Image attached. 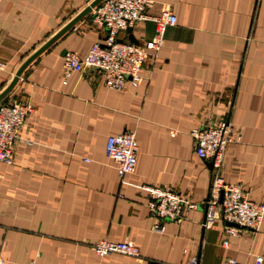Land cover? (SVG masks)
Here are the masks:
<instances>
[{"label":"crops","instance_id":"obj_1","mask_svg":"<svg viewBox=\"0 0 264 264\" xmlns=\"http://www.w3.org/2000/svg\"><path fill=\"white\" fill-rule=\"evenodd\" d=\"M92 0H0V93L20 65ZM145 15L168 10L155 55L136 86L107 89L94 72H71L62 83L65 52L82 57L104 31L93 25L98 3L46 45L21 70L0 103L22 98L31 113L9 163L0 162V264H235L264 259V214L255 230L206 228L203 201L214 170L193 153L189 132L224 119L237 133L218 172L247 198L264 202V0H150ZM154 23L130 27L136 44ZM126 33L118 38L127 41ZM132 132L131 173L119 177L104 155L105 139ZM144 186L171 187L194 208L180 223L151 230ZM99 238L131 239L139 256H101Z\"/></svg>","mask_w":264,"mask_h":264},{"label":"built area","instance_id":"obj_2","mask_svg":"<svg viewBox=\"0 0 264 264\" xmlns=\"http://www.w3.org/2000/svg\"><path fill=\"white\" fill-rule=\"evenodd\" d=\"M150 0H101L93 9L92 22L104 31L102 41L93 42L82 57L72 52L62 55V83L71 72H94L101 77L105 88L121 90L125 85L136 86L140 81L139 70L143 63L159 49L163 40L164 27L173 25L175 17L168 10L160 15H145ZM143 20L154 23L152 38L140 44H133L118 38L127 27ZM31 113V106L22 98L12 97L0 103V162H11L14 149L19 140V131ZM193 141V153L196 157L211 161L214 170L211 177L205 203V212L201 226L209 227L214 220L225 222L223 233L240 234L242 230L258 228L264 214V202L247 198L245 189L239 184L222 182L218 172L223 160L225 145L231 139H238L227 120L207 119L202 125L190 130ZM104 155L114 166L119 177L134 170L137 147L134 135L122 131L109 135L104 143ZM146 207L152 219L151 230H163L162 221L180 223L193 202L184 199L171 187L144 186ZM98 256L120 252L138 257L137 246L131 239L112 240L99 238L91 243ZM1 262V259H0ZM186 264H200L190 258ZM221 264H235L232 257H224ZM252 264H264L261 255L254 256Z\"/></svg>","mask_w":264,"mask_h":264},{"label":"water","instance_id":"obj_3","mask_svg":"<svg viewBox=\"0 0 264 264\" xmlns=\"http://www.w3.org/2000/svg\"><path fill=\"white\" fill-rule=\"evenodd\" d=\"M101 0H92L91 3L88 5V7L84 8L80 13H78L71 21H69L62 29H60L55 35H53L48 41L41 46L39 49H37L32 55H30L21 65L20 67L16 70L13 78L9 82V84L3 89V91L0 93V99L10 90V88L13 86L15 83L18 75L20 74L21 70L24 68V66L35 56L37 55L46 45L51 43L57 36H59L65 29H67L69 26H71L79 17H81L83 14L87 13L91 8H93L98 2ZM125 33L127 35L126 39L128 42H131L133 44H136V40L132 38L131 32H130V27H127L125 29ZM209 167H211V161L208 162ZM206 198L204 199V201ZM203 201V202H204ZM203 211L205 212V203H203Z\"/></svg>","mask_w":264,"mask_h":264}]
</instances>
